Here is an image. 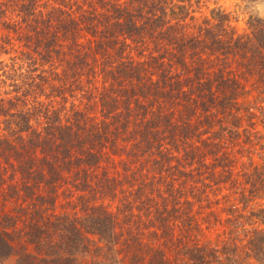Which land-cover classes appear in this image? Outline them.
I'll list each match as a JSON object with an SVG mask.
<instances>
[{
	"label": "trees",
	"instance_id": "1",
	"mask_svg": "<svg viewBox=\"0 0 264 264\" xmlns=\"http://www.w3.org/2000/svg\"><path fill=\"white\" fill-rule=\"evenodd\" d=\"M192 8L0 0V263L264 264V19Z\"/></svg>",
	"mask_w": 264,
	"mask_h": 264
},
{
	"label": "rangeland",
	"instance_id": "2",
	"mask_svg": "<svg viewBox=\"0 0 264 264\" xmlns=\"http://www.w3.org/2000/svg\"><path fill=\"white\" fill-rule=\"evenodd\" d=\"M215 9H222L231 16V26L239 34L248 32L252 18L264 19V0H193L191 11L194 12L192 16L198 20L197 23L201 24L206 18H211V12ZM4 59L9 61L10 58L7 56ZM258 130L264 134L263 126H260ZM256 162L261 163V160L256 158ZM239 170H241V166ZM225 193L228 194L227 191ZM3 264L15 263L14 261H9ZM251 264L259 263L252 261Z\"/></svg>",
	"mask_w": 264,
	"mask_h": 264
}]
</instances>
